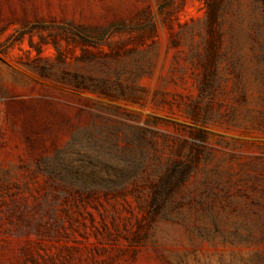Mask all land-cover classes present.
Masks as SVG:
<instances>
[{
    "label": "rangeland",
    "instance_id": "1",
    "mask_svg": "<svg viewBox=\"0 0 264 264\" xmlns=\"http://www.w3.org/2000/svg\"><path fill=\"white\" fill-rule=\"evenodd\" d=\"M0 264H264V0H0Z\"/></svg>",
    "mask_w": 264,
    "mask_h": 264
},
{
    "label": "trees",
    "instance_id": "2",
    "mask_svg": "<svg viewBox=\"0 0 264 264\" xmlns=\"http://www.w3.org/2000/svg\"><path fill=\"white\" fill-rule=\"evenodd\" d=\"M211 1L214 2V1H216V0H210V2H211Z\"/></svg>",
    "mask_w": 264,
    "mask_h": 264
}]
</instances>
